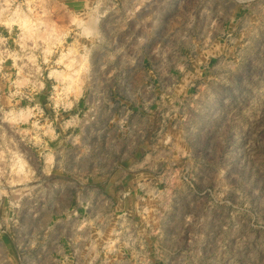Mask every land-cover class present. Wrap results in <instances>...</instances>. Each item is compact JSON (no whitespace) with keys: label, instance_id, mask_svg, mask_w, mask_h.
Instances as JSON below:
<instances>
[{"label":"rangeland","instance_id":"374dc122","mask_svg":"<svg viewBox=\"0 0 264 264\" xmlns=\"http://www.w3.org/2000/svg\"><path fill=\"white\" fill-rule=\"evenodd\" d=\"M0 264H264V0H0Z\"/></svg>","mask_w":264,"mask_h":264}]
</instances>
